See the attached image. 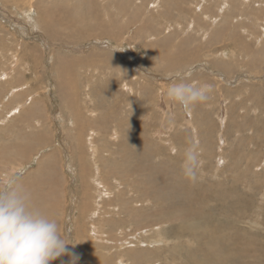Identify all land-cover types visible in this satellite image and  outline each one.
<instances>
[{
  "label": "rangeland",
  "instance_id": "374dc122",
  "mask_svg": "<svg viewBox=\"0 0 264 264\" xmlns=\"http://www.w3.org/2000/svg\"><path fill=\"white\" fill-rule=\"evenodd\" d=\"M14 175L77 264H264V0H0Z\"/></svg>",
  "mask_w": 264,
  "mask_h": 264
},
{
  "label": "clouds",
  "instance_id": "9594fccd",
  "mask_svg": "<svg viewBox=\"0 0 264 264\" xmlns=\"http://www.w3.org/2000/svg\"><path fill=\"white\" fill-rule=\"evenodd\" d=\"M211 91L207 84L179 82L167 89L166 96L187 111L206 102ZM198 165L199 153L190 146L184 153L183 175L195 181ZM68 244L58 222L32 204L19 175L0 183V264H52L65 255L70 258L67 264H77L79 257Z\"/></svg>",
  "mask_w": 264,
  "mask_h": 264
},
{
  "label": "bare ground",
  "instance_id": "6f19581e",
  "mask_svg": "<svg viewBox=\"0 0 264 264\" xmlns=\"http://www.w3.org/2000/svg\"><path fill=\"white\" fill-rule=\"evenodd\" d=\"M67 61V60H66ZM13 68V67H12ZM42 183V182H41ZM47 193V192H46ZM46 193H45V191L44 192H41L40 193V196H41V198L42 199H44V201L46 202V198H45V195H46ZM41 205V204H40ZM48 205V204H47ZM44 207H46V205H42V206H40V207H37V208H39L40 210L42 209V208H44ZM127 213V212H126ZM134 218V217H133ZM137 218H139V217H137ZM138 220V219H137ZM142 220V219H141ZM148 230V229H147ZM141 234V233H140ZM139 237V236H138ZM122 245V244H121ZM88 246V245H87Z\"/></svg>",
  "mask_w": 264,
  "mask_h": 264
}]
</instances>
